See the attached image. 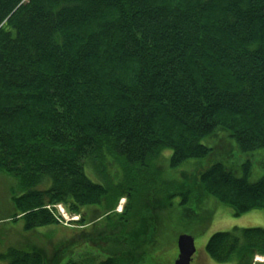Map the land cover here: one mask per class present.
<instances>
[{
    "label": "trees",
    "instance_id": "1",
    "mask_svg": "<svg viewBox=\"0 0 264 264\" xmlns=\"http://www.w3.org/2000/svg\"><path fill=\"white\" fill-rule=\"evenodd\" d=\"M220 132L245 154L264 150V0H0V177L13 179L0 221L42 235L59 225L58 205L85 224L86 209L130 198L107 217L119 239L89 237L58 264H90L93 245L100 264H174L158 259L168 242L159 213L178 195L137 209L136 183L162 158L172 170L207 158L202 142ZM252 168L250 156L242 177L217 162L196 182L237 216L264 211ZM206 252L251 264L264 230L216 233ZM48 256L15 246L0 261Z\"/></svg>",
    "mask_w": 264,
    "mask_h": 264
},
{
    "label": "rangeland",
    "instance_id": "2",
    "mask_svg": "<svg viewBox=\"0 0 264 264\" xmlns=\"http://www.w3.org/2000/svg\"><path fill=\"white\" fill-rule=\"evenodd\" d=\"M202 143L213 149V152L207 158L191 160L177 170H172L167 160L162 158L153 165L151 173L147 175L148 179L146 175H143L141 177L143 181L136 183V186H140L142 191L136 195L137 209L145 201V203L157 202L160 197L166 199L169 194L178 195L166 204L169 209L159 213L161 224L165 226L163 228L165 237L168 239L158 258L164 262L167 260L168 263L176 261L178 247L175 246V242H178L181 235L194 238L197 252L193 257L192 264H198L199 259L203 257L202 255L208 259L209 256L205 250L214 234L230 232L235 228L264 230V211H253L237 216L235 209L224 206L206 195L202 187L196 182L202 172L217 162L233 170L237 177H242L240 166L250 156L253 168L249 179L251 183H255L264 176V150L245 154L239 150L230 134L225 132L217 133L213 137L203 140ZM170 154L171 152L166 153L165 157H169ZM12 180L0 177V218L8 213L11 206ZM131 188H135V184ZM184 193L187 196V202L182 205L184 201L182 195ZM129 199L127 196L121 197L110 212L101 208L86 209L85 224H78L79 221L81 222V215L72 216L63 205H58L56 208L61 218L59 219V225L51 227L42 235L25 233L23 223L13 224L11 221H0V253L5 252L10 247L34 245L39 249H43L49 255L47 257L49 264H58L61 263L66 251L74 249V252H77L76 256H78V251L85 248V245H82V248L76 247L80 246L89 237L97 238L99 235H103L119 239L121 230L117 218L124 215ZM108 215L117 217H113L114 223L107 220ZM128 224H131V220ZM102 229H107L109 232H99ZM156 239L151 242V246H155ZM89 254L96 257L91 259L90 264H100L105 259L104 256L100 257L102 253L94 245ZM129 259L125 260L126 264L129 262L133 264L132 258ZM261 259H264V255L258 253L253 257L251 264H264V260L259 261ZM0 264L6 263L0 261ZM137 264H140V262Z\"/></svg>",
    "mask_w": 264,
    "mask_h": 264
},
{
    "label": "water",
    "instance_id": "3",
    "mask_svg": "<svg viewBox=\"0 0 264 264\" xmlns=\"http://www.w3.org/2000/svg\"><path fill=\"white\" fill-rule=\"evenodd\" d=\"M177 246L179 255L174 264H191L197 252L194 238L188 235H181Z\"/></svg>",
    "mask_w": 264,
    "mask_h": 264
},
{
    "label": "crops",
    "instance_id": "4",
    "mask_svg": "<svg viewBox=\"0 0 264 264\" xmlns=\"http://www.w3.org/2000/svg\"><path fill=\"white\" fill-rule=\"evenodd\" d=\"M206 251V250H205ZM207 253V252H206ZM203 257L201 258V259H199V262H198V264H216L217 262L216 261H214L209 255V257H210V259H209V257H207L208 259H206L205 257H204V255H202ZM211 259H212V261H211ZM217 264H223V263H217ZM224 264H227V263H224Z\"/></svg>",
    "mask_w": 264,
    "mask_h": 264
},
{
    "label": "bare ground",
    "instance_id": "5",
    "mask_svg": "<svg viewBox=\"0 0 264 264\" xmlns=\"http://www.w3.org/2000/svg\"><path fill=\"white\" fill-rule=\"evenodd\" d=\"M263 260H264V259H261V260H259V261H261V262H262Z\"/></svg>",
    "mask_w": 264,
    "mask_h": 264
}]
</instances>
